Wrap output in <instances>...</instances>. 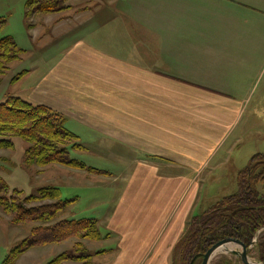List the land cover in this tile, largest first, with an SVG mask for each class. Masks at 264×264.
Returning <instances> with one entry per match:
<instances>
[{
	"label": "crops",
	"instance_id": "crops-1",
	"mask_svg": "<svg viewBox=\"0 0 264 264\" xmlns=\"http://www.w3.org/2000/svg\"><path fill=\"white\" fill-rule=\"evenodd\" d=\"M187 1H164L162 30H145L159 32L160 43L123 40H132V30H114L119 37L111 43L110 30L99 29L96 42L75 43L69 60L51 64L50 72L63 67L84 76L82 100L75 91L54 94L53 83L41 89L45 76L30 93L29 102L80 120L110 138L108 146L129 151V171L101 225L109 236L104 256L114 264L171 259L191 219L205 211L204 191L237 188L238 173L259 154L239 150L252 129L240 100L264 65V30H231L230 18L229 29L214 30L223 16L217 7L203 17ZM135 96L145 107L140 117L125 109L134 111ZM190 100L194 107L186 109Z\"/></svg>",
	"mask_w": 264,
	"mask_h": 264
},
{
	"label": "rangeland",
	"instance_id": "rangeland-1",
	"mask_svg": "<svg viewBox=\"0 0 264 264\" xmlns=\"http://www.w3.org/2000/svg\"><path fill=\"white\" fill-rule=\"evenodd\" d=\"M164 1L168 3L170 0H0V39L10 37L17 48L14 59L9 62L0 60V104L8 97L29 102L32 88L44 76L41 89L45 90L46 85L53 83L49 88L54 94L75 91L82 100V96L88 93L84 86L89 83L81 81L84 76H73L63 67H54L50 72L53 69L51 64L69 60L75 43H87L91 38L96 42L99 29L110 30L111 43L113 37H119L114 30H132V40L123 36V40L129 39V43L150 42L151 39L160 43L159 32L152 36L145 30H153L152 26L154 30H162L163 8L167 5ZM207 2L188 0L184 5L194 6L203 17L209 9L217 7V15L223 16L211 24L214 30L229 29L225 26L229 18L231 30H264V0H211L210 5ZM44 6L51 7L52 11L43 12ZM149 20L154 24L148 25ZM21 72L25 74L19 78ZM249 85L248 99L240 101L245 104V120H249L252 129L239 150L264 154V65L251 78ZM41 89L38 90L40 94L44 93ZM132 102L134 111L127 105V113L131 111L132 115L143 116V100L135 96ZM193 107L191 100L185 105L186 109ZM45 108L61 116L65 129L75 136L59 148L68 152L70 159L82 163L84 169L58 164L45 167L28 164L26 153L29 144L19 138L4 136L14 144L11 150H0V178L8 185L7 194L11 195L15 189L23 200L35 197L42 188L53 187L60 190L61 202L66 206L51 221L30 224L14 223L12 216L0 208V264H114L113 258L104 256L108 246L105 241L109 236L101 225L108 219H104L107 212L116 205L114 201L122 184L121 177L129 171V151L108 146L105 140L110 138L88 128L80 120L73 117L67 120L64 114ZM170 110L172 112V108ZM91 169L96 171L90 172ZM220 190L204 191L200 205L202 211L219 199L232 195L237 188L235 185L232 189ZM231 190L233 192H229ZM50 203L47 201L45 204ZM83 219L94 220L100 233L95 235L87 229L59 243L29 249L23 247L25 239L35 228ZM255 246L247 248V257L252 261H258ZM182 251L178 247L171 259L153 260V264H186ZM200 262L198 259L194 264ZM145 264H150V261ZM210 264L242 263L232 252H222Z\"/></svg>",
	"mask_w": 264,
	"mask_h": 264
},
{
	"label": "trees",
	"instance_id": "trees-1",
	"mask_svg": "<svg viewBox=\"0 0 264 264\" xmlns=\"http://www.w3.org/2000/svg\"><path fill=\"white\" fill-rule=\"evenodd\" d=\"M42 11L50 13L52 9L44 6ZM16 50L10 37L0 39V60L9 62L14 59ZM24 74L21 72L18 77ZM7 135L29 144L26 153L28 164L38 167L58 164L84 169L82 163L70 159L68 152L59 148L75 137L65 129L63 118L41 105L17 97H8L0 104V150L13 148L12 140L4 137ZM236 182L235 193L223 197L191 219L185 237L175 248H182L186 264H194L198 259L202 261V256L213 245L225 239L237 240L248 248L258 232L256 255L257 260L264 264V154L253 155L248 165L238 173ZM8 190V185L0 178V208L11 215L16 224L51 221L66 206L61 202V192L57 188H42L35 197L23 200L19 198V191L14 189L8 195ZM47 201L52 203L45 204ZM27 205L31 207L27 208ZM87 229L95 235L100 233L94 220L85 219L38 227L30 232L23 247L29 249L59 243Z\"/></svg>",
	"mask_w": 264,
	"mask_h": 264
},
{
	"label": "water",
	"instance_id": "water-1",
	"mask_svg": "<svg viewBox=\"0 0 264 264\" xmlns=\"http://www.w3.org/2000/svg\"><path fill=\"white\" fill-rule=\"evenodd\" d=\"M259 236V232L253 239L250 245H256L257 239ZM236 247L237 250H228L227 252H232V254L238 258V260L242 264H263L259 261H252L247 257V248L245 245L237 240L233 239H225L222 240L215 245H213L203 256H202V261L201 264H210L211 260L220 252V250L225 249L226 247ZM225 252V253H227Z\"/></svg>",
	"mask_w": 264,
	"mask_h": 264
},
{
	"label": "bare ground",
	"instance_id": "bare-ground-1",
	"mask_svg": "<svg viewBox=\"0 0 264 264\" xmlns=\"http://www.w3.org/2000/svg\"><path fill=\"white\" fill-rule=\"evenodd\" d=\"M235 249V247H233V246H229V247H226L225 249H223V250H220V252L219 253H225V252H227L228 250H234Z\"/></svg>",
	"mask_w": 264,
	"mask_h": 264
}]
</instances>
